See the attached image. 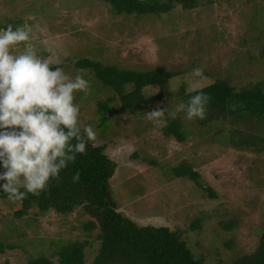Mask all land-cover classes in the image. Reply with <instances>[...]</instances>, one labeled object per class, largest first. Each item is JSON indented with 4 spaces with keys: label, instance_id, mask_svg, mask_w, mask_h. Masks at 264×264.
Listing matches in <instances>:
<instances>
[{
    "label": "rangeland",
    "instance_id": "374dc122",
    "mask_svg": "<svg viewBox=\"0 0 264 264\" xmlns=\"http://www.w3.org/2000/svg\"><path fill=\"white\" fill-rule=\"evenodd\" d=\"M198 1L194 9L178 6L170 13L137 18L114 13L102 0H0V25L23 26L39 57L89 82L86 93L75 94V103L80 123L93 126L95 144L104 145L117 163L111 190L118 211L138 225L179 229L194 253L228 264L256 251L264 234V153L233 145L236 126L231 121L204 125L175 108L185 103L181 90H198L217 77L238 89L264 79V0ZM15 51L23 52L24 44ZM84 58L128 70L181 73L170 80L175 93L164 101L146 112L125 110L92 69L77 68ZM197 67L203 70L200 78L191 75ZM145 92L158 95L160 87ZM108 98H113L112 110L102 126L98 102ZM153 110L164 113L150 121L146 113ZM176 116L183 123L184 142L160 130ZM186 162L216 197L175 175L174 168ZM17 205L0 199V264H29L40 257L59 264L57 250L71 242H88L87 264L99 253L98 231H86L90 218L81 207L67 215L35 207L18 217ZM232 218L238 221L236 228L221 226ZM196 220H201L198 228Z\"/></svg>",
    "mask_w": 264,
    "mask_h": 264
},
{
    "label": "trees",
    "instance_id": "16d2710c",
    "mask_svg": "<svg viewBox=\"0 0 264 264\" xmlns=\"http://www.w3.org/2000/svg\"><path fill=\"white\" fill-rule=\"evenodd\" d=\"M102 1L109 3L116 14L135 15L137 18L148 14L170 13L178 6H182L184 10L199 6L198 0ZM261 56L264 58V47ZM76 66L78 69H92L100 86L113 89L118 102L125 110L141 112L148 111L150 105L158 101H164L167 95L172 93L169 88L170 80L181 73L162 68L128 70L85 58L80 59ZM151 86L160 87V93L146 95V89ZM197 91H202L209 97L205 118L198 119V122L208 125L218 120H229L236 126L231 136L233 145L257 154L264 153V134L261 132L264 131V79L238 89L229 79L217 77L213 83L198 90L189 93L181 90L179 96L186 103L190 95L196 94ZM112 102L113 98L98 102L99 111L103 114L102 126L108 120L106 114L111 112ZM81 126L83 127L82 124ZM182 127L181 118L176 116L168 120L160 130L165 136H174L178 141L184 142L186 136ZM116 169L117 163L106 153L105 146L89 142L86 152L77 154L75 162H70L68 167L61 171L58 180H51L45 191L38 196L29 193L17 201L15 214L22 217L37 207L41 212L53 209L67 215L81 207L90 218L85 224L86 231H98L101 243L99 253L91 264H222L209 260L206 255L194 253L179 229L138 225L118 211L111 190V179ZM77 172L79 180L74 182L73 176ZM174 172L178 177L194 181L212 197L217 196L210 186H205L195 166L186 162L174 168ZM0 199H8L7 194L0 193ZM200 221L193 223L194 228L200 226ZM221 226L232 230L238 226V221L233 218L225 220L221 222ZM87 243L71 242L59 248V264H87ZM51 263V260L45 257L29 262ZM228 264H264V234L256 251L238 257Z\"/></svg>",
    "mask_w": 264,
    "mask_h": 264
},
{
    "label": "clouds",
    "instance_id": "9594fccd",
    "mask_svg": "<svg viewBox=\"0 0 264 264\" xmlns=\"http://www.w3.org/2000/svg\"><path fill=\"white\" fill-rule=\"evenodd\" d=\"M29 41L23 26L0 27V193L10 201L40 195L96 140L93 126H81L75 103V94L86 93L89 82L81 74L71 77L53 68ZM20 44L24 51L17 54ZM191 75L200 78L203 70L194 68ZM208 101L197 91L178 104L175 113L183 112L189 121L204 119ZM163 113L153 110L146 116L151 121ZM73 180H79L78 172Z\"/></svg>",
    "mask_w": 264,
    "mask_h": 264
}]
</instances>
